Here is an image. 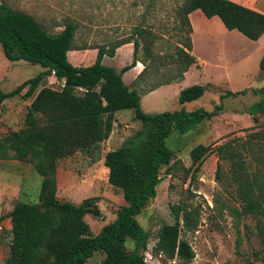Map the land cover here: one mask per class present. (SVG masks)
<instances>
[{
  "label": "trees",
  "instance_id": "1",
  "mask_svg": "<svg viewBox=\"0 0 264 264\" xmlns=\"http://www.w3.org/2000/svg\"><path fill=\"white\" fill-rule=\"evenodd\" d=\"M197 9L208 18L218 16L228 30H237L251 40L264 35V13L254 8L234 0H183L175 7L181 19L176 27L182 39L176 45V53L166 57L170 63H177L179 73L140 89L127 85L123 76L140 60L141 50L145 55V67L135 82L146 77L151 68L159 70L157 63L162 59L153 48L159 35L151 27L137 24L135 38L96 47L98 53L92 64L75 66L69 60V51L88 47L74 46L77 24L73 20L69 19L61 31L53 33L31 14L0 1V44L6 58L26 60L44 68L11 91L0 86V116L5 101L24 89L26 97L32 98L23 127L0 138V159L31 160L42 178L38 202L19 200L8 214L0 215V222L7 218L12 222V242L6 264H85L98 251L105 254L100 264H148L144 252L149 233L138 216L157 196L162 169L167 166V174L173 169L171 162L175 152L167 142L172 131L177 129L187 133L195 130L223 109L225 97L248 91L246 88L221 93L220 102L213 110L200 107L187 111L182 107L176 111L147 113L142 109L141 93L182 79L189 67L197 63L190 52L193 26L189 18V14ZM128 43L134 46L132 63L118 71L103 62L105 55L115 56L117 48ZM148 56L150 62L146 60ZM260 70L264 72V55ZM53 74L65 81L62 88L45 84ZM209 86L213 87L193 84L182 89L179 102L184 104L201 98ZM80 87L85 90L79 92ZM253 91L259 99L249 106L248 113L258 120V114L264 113V86ZM127 109L133 110V119L140 122L142 128L104 156L109 183L122 190L126 203L118 210L113 222L94 234L85 216L100 213L99 198H85L78 204L61 201L57 197L58 162L78 152L87 154L93 161L100 159L102 143L111 135L116 113ZM212 152L220 161L230 163V180L236 185L243 212L262 220L264 137L233 138L216 147L198 144L191 151L193 162L189 170H193L192 176L200 170L204 157ZM217 175L220 176V167ZM171 210L175 222L162 226L153 253L189 263L196 254L185 235L199 227L201 208L186 203L172 205ZM257 230L264 253V225L261 222ZM129 240L134 244L130 253L124 249Z\"/></svg>",
  "mask_w": 264,
  "mask_h": 264
},
{
  "label": "rangeland",
  "instance_id": "2",
  "mask_svg": "<svg viewBox=\"0 0 264 264\" xmlns=\"http://www.w3.org/2000/svg\"><path fill=\"white\" fill-rule=\"evenodd\" d=\"M0 1L31 14L53 33L61 31L63 24L69 19L73 20L77 24L74 46L96 49L97 53L96 47L111 46L116 42L135 38L134 29L137 24L151 27L159 35L153 48L162 59L157 63L160 67L157 71L151 68L146 77L132 86L148 88L152 83L179 73L177 63H170L166 57L176 53V45L182 39L176 27L181 19L177 16L175 7L183 0ZM234 1L255 7L258 11L264 10V0ZM215 19L220 21L217 17ZM193 32V49L190 52L197 62L198 59L205 62L204 75L198 80L205 82L209 78L214 84H211L213 87L209 86L210 92L194 105L213 110V100L220 102V92H238L246 88L248 91L246 94L223 99V108L230 111L238 108L239 115L224 114L220 110L213 122H203L195 130L187 133H181L177 129L172 131L167 142L175 152L171 162L173 169L170 174H167V166L162 169L157 196L150 200L138 216L139 222L149 233L144 256L148 264H264L261 258L264 253L261 252L257 230L260 222L264 225V218L259 220L243 212V203L237 196L236 185L230 180V163L220 161L217 154L212 152L204 157V162L195 176H192L193 170H189L193 162L191 151L198 144L216 147L233 138L264 137V113L258 114V120H254L248 113L249 106L259 99L253 89L264 86V72L260 70V61L264 55V38L251 40L237 30L223 31L212 18L206 16ZM131 47L134 50L132 43ZM82 51L85 52L81 58L82 63L87 64L95 60L93 51ZM124 52L122 51L119 57L123 64L130 60H124ZM71 53L73 59L75 54L73 51ZM144 56L141 50L139 59L142 64ZM146 60L151 61L149 56ZM43 69L42 65L26 60H9L0 44V86L5 91H11ZM194 73L199 74L196 70ZM45 84L56 89L63 86L54 76L48 77ZM25 94L26 89L5 101L0 116V138L23 127L26 112L32 101V98H27ZM155 100L161 102V112L174 111L180 106L179 97L171 90L157 96ZM132 111L127 109L119 112L120 116H116L117 121L111 132L112 137H109L110 141L105 140L102 143L101 152H106L109 148H119L128 137L141 130L140 122L129 115H122L131 114ZM219 167L220 176L217 175ZM41 179L31 160H18L14 157L0 159V215L8 214L19 200L38 202ZM57 197L61 201L77 204L85 198L98 197L100 213H88L85 216V221L94 234H98L105 225L113 222L118 210L126 203L122 190L109 183V169L101 158L93 161L83 152L59 160ZM186 203H194L201 208L199 227L185 235L195 251V258L189 263H183L162 255L156 256L153 249L162 226L175 222L171 206ZM4 223L0 222V226L3 224L0 228V264H6L12 242L10 230ZM133 248L131 240L124 246L129 253ZM104 257L103 252H95L85 264H100Z\"/></svg>",
  "mask_w": 264,
  "mask_h": 264
},
{
  "label": "crops",
  "instance_id": "3",
  "mask_svg": "<svg viewBox=\"0 0 264 264\" xmlns=\"http://www.w3.org/2000/svg\"><path fill=\"white\" fill-rule=\"evenodd\" d=\"M239 3H241V2H239ZM241 4H244V3H241ZM244 5H246V4H244ZM246 6H248V5H246ZM248 7H250V6H248ZM251 8L257 9V8H255V7H251ZM259 11L264 13V10H263V9H261V10H259ZM216 17L219 19L218 16H214V17H212V20H214V21L217 23V25L221 28V30H223V31H224V30H227L226 27L224 26V24L222 23V21H221L220 19H219V20L221 21V23H220V21H218V20L216 21V19H215ZM189 18H190V22H191V24L193 25V29H194V31H196L197 25H200V23H201L202 21H204L205 14L202 12V10L197 9V10H194L193 12H191V13L189 14ZM221 24L223 25V27H222ZM224 28H225V29H224ZM194 33H195V32L192 33L193 38H194ZM263 38H264V35H263L260 39H258V40H261V39H263ZM194 48H195V45H194ZM82 50H84V49L70 50L69 53H68L69 60H70L75 66H84V64H85V63H82V61H81V58L84 57V54H85V52H83ZM89 50L93 51V54H94L93 56H94V59L96 60V57H97L96 49H94V50H92V49H85V51H89ZM72 51H73L74 54H75V55H73V59H72V57H71V54H72L71 52H72ZM120 51H121V52H122V51H125V52H124V60L127 59V58H130V60H129V61L127 60L124 64L121 62V59H119V57H120V53H121ZM76 58H79V59L77 60ZM94 59H92V60H94ZM75 60H76V61H75ZM95 60H94V61H95ZM94 61H89V63H87V64H85V65H86V66H87V65H90V64H92ZM132 61H133V50H132V47H131V43L124 44V45L118 47L117 50H116V54H115V56L105 55V56H104V59H103V62H104L106 65L113 66V67L116 68L118 71H120V70L122 69V67H124L125 65L132 63ZM143 64H144V63H143ZM143 64H142V62H141L140 60H138L133 68L129 69L128 71H126V72L124 73L123 78H124V81H125V83H126L127 85L133 87L132 84L135 83L136 78H137L138 75L143 71V69H144V67H145V64H144V65H143ZM204 67H205V62H203L202 60L198 59V62L195 63V64H192V65L189 67V69L184 73V77H183L182 79L177 80V81H174V82L169 83V84L161 85V86H159L158 88H156V89H154V90H152V91H150V92L141 93V99H140V101H141L142 109H143L145 112H147V113H158V112H161L162 110H159V107H160L162 104H161V102H157L155 99H156L157 96H160L162 93H167L168 90L173 91L174 94H175V96H176V97H177V96L179 97L180 92H181L182 89H184V88H186V87H188V86H191V85H193V84H203V85H207V84H210V85H211V84H213V80H211V79H209V78H207V81H205V82H202V81L198 80V78H202L203 75H204V72H205V68H204ZM195 70L199 72L198 75H196V74L194 73ZM51 76H54V74L51 75ZM49 77H50V76H49ZM54 77H55V76H54ZM127 80H130V82H128ZM60 81L63 83L64 80L62 79V80H60ZM195 81H196V82H195ZM213 85H214V84H213ZM134 88H136V87H134ZM207 92H210L209 89H207V90L205 91V94H206ZM221 93H223V92H220V94H221ZM205 94H204L202 97H204ZM202 97H201V98H202ZM201 98H199V99H201ZM199 99H197V100H193V101H190V102H185L184 104H181V103H180L179 108L175 109L174 111H176V110H180L182 107H184L187 111L195 110V109L201 107V106H195V105H194V104H197L196 102H197ZM213 102H215V104L217 103L216 100H213ZM218 103H219V102H218ZM222 111L224 112V114H226V113H228V114H229V113H233L234 115H239V112H240V110H239L238 108H234V109H232V111H230V109H224V108H223ZM119 112H120V111H118V112L116 113L117 118L120 116ZM163 112H164V111H163ZM122 115H129V116L133 119V112H132L131 114H122ZM215 117H216V116H214V117L211 119L212 122H213V119H214ZM117 118H116V119H117ZM211 120H210V121H211ZM116 121H117V120H116ZM116 121H115V123H116ZM211 135H212V134H211ZM110 137H112V134L110 135ZM106 141H110V138H109L108 140H106ZM115 149H116V148H109V149H107L106 152L103 151L102 154H101V161L104 162V156H105V154H106L108 151H112V150H115ZM3 222H5V223H4L5 226L10 230L11 227H12L11 218H7V219L3 220L2 223H3ZM2 225H3V224H2Z\"/></svg>",
  "mask_w": 264,
  "mask_h": 264
},
{
  "label": "built area",
  "instance_id": "4",
  "mask_svg": "<svg viewBox=\"0 0 264 264\" xmlns=\"http://www.w3.org/2000/svg\"><path fill=\"white\" fill-rule=\"evenodd\" d=\"M64 82H65V81H63L62 85H64ZM79 90L84 91L85 89L82 88V87H80ZM0 228H2V225L0 226Z\"/></svg>",
  "mask_w": 264,
  "mask_h": 264
}]
</instances>
